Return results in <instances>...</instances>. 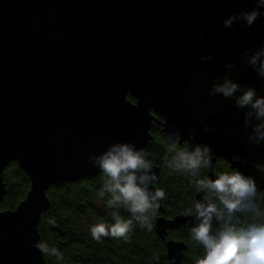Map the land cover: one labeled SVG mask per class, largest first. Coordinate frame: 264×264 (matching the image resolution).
Segmentation results:
<instances>
[{"label":"water","instance_id":"water-1","mask_svg":"<svg viewBox=\"0 0 264 264\" xmlns=\"http://www.w3.org/2000/svg\"><path fill=\"white\" fill-rule=\"evenodd\" d=\"M254 5L255 0H0V201L7 193L3 171L12 161L31 182L16 209L0 211V264H46L34 243L51 206L47 190L99 174L88 157L114 142L144 150L154 122L167 135L178 133L181 144L211 145V169L223 158L261 178L245 142L227 131V114L212 113L207 129L185 97L191 76L237 69L241 82L260 89L263 80L242 55L264 45V17L250 28L222 24ZM209 54L211 60L202 59ZM229 62L236 67L226 69ZM153 167L159 180L160 168ZM159 209L164 213L163 202ZM194 223L189 214L157 219L168 263L175 257L181 264L188 245L167 239V231Z\"/></svg>","mask_w":264,"mask_h":264},{"label":"clouds","instance_id":"clouds-1","mask_svg":"<svg viewBox=\"0 0 264 264\" xmlns=\"http://www.w3.org/2000/svg\"><path fill=\"white\" fill-rule=\"evenodd\" d=\"M261 17H264V0H255L252 8L229 14L222 24L225 29L237 23L250 28ZM202 59L211 60L212 56ZM242 60L264 80V45L246 48ZM235 67L232 62L226 64V69ZM209 95L233 100L244 111L247 143L264 145V95L255 86L242 85L226 74L213 82ZM194 135L195 129L193 138ZM165 147V166L187 177L198 194L187 209L195 220L190 228L191 239L203 249V255L194 264H264V189L258 187L256 175L231 170L203 176L201 170L212 165L213 147L201 143L195 147L181 146L178 133L168 134ZM88 160L106 178L98 197L106 199V207L112 210L111 223H97L89 228L92 239L101 241L103 237H111L128 241L135 226L152 231L155 213L166 192L154 187L158 174L145 151L132 142L117 141L98 155L90 154ZM253 166L264 177V161H255ZM121 210L130 218L125 219ZM46 223L59 226L54 216L47 217ZM34 247L47 256L64 258L58 247L45 240H36ZM169 264H175V257Z\"/></svg>","mask_w":264,"mask_h":264},{"label":"trees","instance_id":"trees-1","mask_svg":"<svg viewBox=\"0 0 264 264\" xmlns=\"http://www.w3.org/2000/svg\"><path fill=\"white\" fill-rule=\"evenodd\" d=\"M230 75L242 85L238 73L224 71L221 74H198L190 77L185 97L193 106L195 115L203 122L205 128L211 129L209 116L215 112L227 114V131L238 135L247 145L251 154L257 161H264V145H251L247 143L244 132V111L235 106L233 100H225L220 96L209 95L211 86L217 78ZM260 95H264V80L260 89ZM128 99L134 100L130 95ZM158 119L162 117L158 114ZM152 138L144 151L153 166L160 168L158 187L166 192L163 202L164 213L158 209L153 220L152 231H146L135 226L129 233L130 239H114L103 237L101 241L92 239L89 228L97 223H111L106 207V199L98 197V190L106 179L100 172L96 176H89L75 182L54 184L47 190L51 202L50 208L43 213L38 230L42 240L58 247L63 259L45 256L46 264H169L167 261L166 240L159 237L156 232V221L164 215L173 218L179 214H189L187 209L191 207V201L195 199L196 191L189 183L187 177L173 172L164 164L166 152L165 142L168 135L163 131L161 124L154 122L151 128ZM187 143H182L181 146ZM238 170L231 164L218 158L213 169L201 170L203 176H213L219 171ZM3 179L7 193L0 201V211L14 210L19 203L26 198L31 182L28 175L22 170L16 161L9 163L3 171ZM258 187L264 189V177L257 180ZM125 219L130 215L123 210L120 213ZM54 216L58 227H52L46 223V218ZM189 224L176 226L167 231V239L183 240L188 245L184 252L181 264H194L195 259L203 255L202 246L193 241L190 236Z\"/></svg>","mask_w":264,"mask_h":264}]
</instances>
